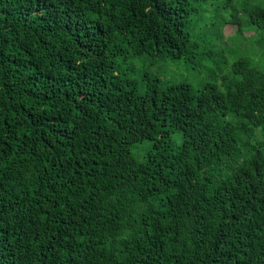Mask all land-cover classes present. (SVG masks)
I'll use <instances>...</instances> for the list:
<instances>
[{
    "label": "trees",
    "instance_id": "obj_1",
    "mask_svg": "<svg viewBox=\"0 0 264 264\" xmlns=\"http://www.w3.org/2000/svg\"><path fill=\"white\" fill-rule=\"evenodd\" d=\"M0 264H264V0H0Z\"/></svg>",
    "mask_w": 264,
    "mask_h": 264
},
{
    "label": "rangeland",
    "instance_id": "obj_2",
    "mask_svg": "<svg viewBox=\"0 0 264 264\" xmlns=\"http://www.w3.org/2000/svg\"><path fill=\"white\" fill-rule=\"evenodd\" d=\"M225 35H228V38H230V36H232V39L237 40V36L235 34V28L232 25H229L226 27V30H224ZM252 32L251 31H245L243 33L244 37L249 36ZM249 38V37H248ZM240 42V41H239ZM243 45L241 43H236L234 45H232V50L237 51L238 53H242L244 51L243 49ZM174 66V65H173ZM171 66V64H169L167 66V70L172 74L173 77H178V78H183V79H188V81L193 84V85H198L200 84V82H202L204 76H199V74H197L196 72H194L193 70H186L183 69V67H173ZM165 69V66H161L160 69H158V66H152L150 68L151 72L154 71H159V70H163ZM176 135H174L173 137L175 138ZM150 146V143L148 140H145L141 143H137L133 146V150L135 151V153L137 155H140L139 151H143L144 149H146L147 147Z\"/></svg>",
    "mask_w": 264,
    "mask_h": 264
}]
</instances>
